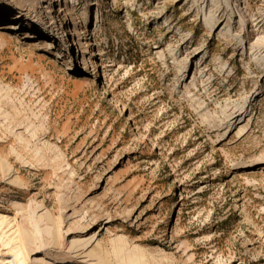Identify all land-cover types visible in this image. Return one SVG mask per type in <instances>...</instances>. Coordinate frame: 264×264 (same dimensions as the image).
Returning a JSON list of instances; mask_svg holds the SVG:
<instances>
[{"label": "rangeland", "instance_id": "obj_1", "mask_svg": "<svg viewBox=\"0 0 264 264\" xmlns=\"http://www.w3.org/2000/svg\"><path fill=\"white\" fill-rule=\"evenodd\" d=\"M0 9V264H264V0Z\"/></svg>", "mask_w": 264, "mask_h": 264}, {"label": "bare ground", "instance_id": "obj_2", "mask_svg": "<svg viewBox=\"0 0 264 264\" xmlns=\"http://www.w3.org/2000/svg\"><path fill=\"white\" fill-rule=\"evenodd\" d=\"M43 1L47 2L48 0H43ZM0 11H3V10L0 9ZM22 17H23V14L15 15L14 17H12V20H16V19L22 20ZM16 23L17 22H14V25L12 26L13 29L16 28V26H17ZM245 166L252 167V166H255V164H254V162H247V163H243L242 165H239L238 168L245 169ZM92 229H93V227L90 224L84 225L83 229H82V233L86 234V236H87L86 238H84V236L82 238L81 237H70L67 240L68 249L65 252V254L66 255L72 254L74 252V249L77 248L78 246L80 247V245H82L84 247L87 246L92 241V237L88 236V235H90ZM40 247H41L40 245H36V250L34 252H37V250H40ZM14 252L15 253L18 252V249H15ZM54 257H55L54 259H58L59 255H54ZM48 264H52V263H50V261H48Z\"/></svg>", "mask_w": 264, "mask_h": 264}]
</instances>
